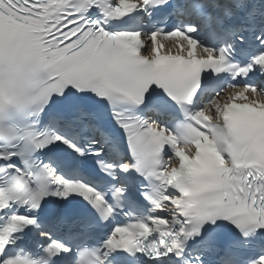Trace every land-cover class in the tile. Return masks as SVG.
Returning <instances> with one entry per match:
<instances>
[{"label":"snow or ice","instance_id":"1","mask_svg":"<svg viewBox=\"0 0 264 264\" xmlns=\"http://www.w3.org/2000/svg\"><path fill=\"white\" fill-rule=\"evenodd\" d=\"M0 264H264V0H0Z\"/></svg>","mask_w":264,"mask_h":264}]
</instances>
